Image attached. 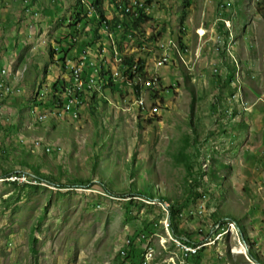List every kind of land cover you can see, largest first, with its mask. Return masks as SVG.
Masks as SVG:
<instances>
[{"label":"rangeland","instance_id":"rangeland-1","mask_svg":"<svg viewBox=\"0 0 264 264\" xmlns=\"http://www.w3.org/2000/svg\"><path fill=\"white\" fill-rule=\"evenodd\" d=\"M77 1L0 0V264H128L130 237L150 222V259L143 254L141 264H186L170 225L177 200L181 233L204 243L197 264H264V0H105L109 19L120 2L134 16L150 12L143 32L120 43L122 60L143 70L129 85L112 67L123 24L102 21L95 42L97 21L70 24ZM76 31L68 57L76 61L93 41L108 61L95 63L92 53L84 77L92 67L97 80L110 70L114 83L84 94L69 118L61 96L59 108L46 107L37 91L46 100L57 81L72 84L49 46ZM33 167L51 181L11 177L32 178ZM216 216L232 228L215 231ZM241 247L245 254L234 252Z\"/></svg>","mask_w":264,"mask_h":264},{"label":"trees","instance_id":"trees-1","mask_svg":"<svg viewBox=\"0 0 264 264\" xmlns=\"http://www.w3.org/2000/svg\"><path fill=\"white\" fill-rule=\"evenodd\" d=\"M87 2H86V0L85 1L84 0H78L77 1L76 11L77 10L78 11H77L75 17L72 18V21H71L70 24L71 25H77V24H80L83 21H86V23L87 22H91V21L96 23V21H97L98 22V27H96L93 30V35H91V37L96 40L95 42H98L99 39H100V28L99 27L101 26L102 21H106L108 23V25L113 26V27H117V25H119L120 23L123 24L122 30L116 32L117 38H120V41H119V47H120V43L123 42L124 40H126V39L130 40L131 37L137 36L138 33H142L143 32V27H142L143 24L150 20V12L145 10V8L140 10L141 12H140V14L138 16H134L132 13H131V15H129V14L125 13L124 10H120V7L122 6V5H120L121 2L117 6V9L120 11L119 14L116 15L115 17H113V19H109V17L106 15V8H105V4H104L105 0H87ZM183 2L185 4V6H189V4H190V0H183ZM85 4H87L89 7L92 8V10H90V11H92L94 13L95 18L89 17V10H87L88 8L86 9ZM182 13H183L184 17L187 15V11H186L185 8L183 9ZM184 17L181 20L182 24L185 21ZM88 20H91V21H88ZM225 31H228V30H225ZM134 32H135V34H134ZM75 34L78 35V32L77 33H72V32L69 33V35L71 36L72 39H66L69 35L63 34L61 36V39H59L60 41H57L55 46L53 45L54 47L52 45L49 46V49H50L49 51H50V56H51L50 58L53 59L55 57V55H58L57 58H59L63 62V64H64L63 67L64 68H66L65 65H66V62H67V60L69 58L68 57V52L76 45V42H78V38H76V37L74 38ZM129 34L131 35V37H129ZM228 35H230V33L229 34L228 33L225 34L224 35L225 38L228 39L229 38ZM63 41H64L65 45H68V46L65 48V45H64L63 47L60 46V48H59L58 45H61V43ZM179 41H180V43H182L181 39ZM89 47L90 48L94 47L93 46V41H89L85 45H83L82 46V50H84V49L86 50ZM120 49H121V47H120ZM98 50L99 51L97 52L96 57H95V63H105V62H107L108 58L106 56H101L100 55L101 54L100 48H98ZM79 60H80L79 58L76 59V61H79ZM123 63L125 65H128L130 67V69H131L132 65L134 64V61H132L130 57H125L124 56V62ZM89 65H90V61L87 63L86 68L89 67ZM142 71H141V67L138 66V69L136 71L128 70V71H126L125 75L129 76L128 79H133V77L136 75V72H142ZM104 72H107L109 74L108 76L106 75L107 79H105V73ZM110 74H111L110 70H103V71L100 72V74L98 76V81L102 85V87H103L102 89L103 90L105 88L113 89L112 85H113L114 82L111 80V78H110L111 75ZM191 78H192L191 75H189V76L187 75V76L184 77V80L186 82H189V80ZM230 78H231V80H233V77H230ZM64 80L65 79L60 80L59 82L57 81L54 84V86H53L54 89L52 91V96L50 98H47L46 100H42L45 97L40 99L39 98L40 97V95H39L40 93H39V91H37V95L39 96V97L37 96V98L40 100L39 103L41 105H43V106H46V107H52V108L57 107V108H59V105L62 104V102L60 100V96H61V94L63 92L64 87H65ZM193 88L194 87L191 85L189 87V90H190V92H191V94L193 96V99H194L195 98V89H193ZM39 89L40 88H38L37 90H39ZM134 90H135V93L137 95H139L140 94V90H141V86L140 85H134ZM93 96L94 95H92V97ZM1 98H5V97H1ZM59 101H60V103H59ZM0 173L1 174H6V173H3V172H0ZM32 173L37 175V177L39 179H41V180H46L47 179V180L51 181L46 175H43L42 173H40L37 168L33 167V172ZM74 182L76 184H83L85 181L78 179V180H75ZM34 187H36V186H34ZM148 191H149V195H147V196H149L151 198H155V194L150 192L149 186H148ZM192 192H191V194H192ZM158 198H160V200L164 201L165 203L168 202L167 200H169L168 196H160ZM190 198L191 197H188V200ZM169 210H170V222H171L170 225H171V230L173 232L172 234H174V236L176 238L177 237H184V238H187V239H190V238L193 239V236H191L190 232H188V234H184L183 235L181 233L182 231L179 229V227L177 225V220L180 217L181 211H182L180 202L177 200L175 203L170 204L169 205ZM214 218L219 223L220 220L218 219V217L216 216ZM153 225L154 224L152 222H150L146 226H144L143 229H141L139 231L138 230L134 231V233L130 237V242L127 245L126 252L124 254L125 255L124 256L125 257L124 261L125 262H127L128 264H141L142 263V258H143V254H144L143 253V247L145 245V242L153 234V229H152ZM245 237H247V236L245 235ZM202 249H200L197 253L188 256L186 264H197L198 261L201 258L200 254L202 252ZM251 254H252L253 257L259 259L258 256L253 251H252Z\"/></svg>","mask_w":264,"mask_h":264},{"label":"built area","instance_id":"built-area-1","mask_svg":"<svg viewBox=\"0 0 264 264\" xmlns=\"http://www.w3.org/2000/svg\"><path fill=\"white\" fill-rule=\"evenodd\" d=\"M139 2H143V1L139 0ZM121 5H125V3L121 4ZM145 8L147 10V6H145ZM220 15H221V22L224 23V25L226 26V29L228 30V22H227V17L224 16V6L223 5H221V8H220ZM111 35L113 36V34H111ZM224 35H220L219 50H220V47H223V40H226ZM230 37H231V35H230ZM58 47L60 48V45H58ZM116 51L118 53V63H112V67L115 69V81L117 83L124 82L125 85H129L132 82L136 81V75L133 77V79H128V77H129L128 75H119V67H124V63H123L124 60H122V53L120 51L119 45H116ZM97 52H98L97 50H96V52H94V48H90V53H95V55H96ZM82 54H83V50H82ZM171 54H174V51ZM79 59H80L79 61H74V60L69 58L66 62V65H65V66H70V71L71 70L80 71V76H82V83H80V86H72V84L70 86H65L63 89V92L61 94V99L64 102V110H62L60 113L68 115L69 118H72L74 116H79V115H77V106L73 102L74 91H81L82 94L88 93L89 92V86H91V82H93L95 80L93 71H91L86 77H84L85 73H83V65H87V63L85 61V56H82ZM165 62L169 63V57H166ZM6 67H7L6 65L2 66V70L5 69ZM128 70L136 71V66H133L131 69L127 68V71ZM137 73L138 72H136V74ZM18 92H20V87H17V86L11 87L10 91L8 92V97H10L11 95H17ZM136 100L140 101V95L137 96V94H136ZM259 100L264 102L263 98H260ZM144 103H145V101H140V105H143ZM41 113H47V112L42 111ZM43 148L47 149V147H43ZM11 177L25 178V181H27V182L30 180H34V179H31L29 177V175L26 174L25 172H12ZM225 228H232V226L229 224V221L223 220V221H220L219 223H217L215 225L214 230L215 231H221ZM177 239L179 240V244H182L183 254H188V256H190L192 254L197 253L200 249H202V241H197L195 239H186L184 237H177ZM150 248H151V246H147L146 248H144V255L146 256V261L148 259H150L149 258Z\"/></svg>","mask_w":264,"mask_h":264},{"label":"bare ground","instance_id":"bare-ground-1","mask_svg":"<svg viewBox=\"0 0 264 264\" xmlns=\"http://www.w3.org/2000/svg\"><path fill=\"white\" fill-rule=\"evenodd\" d=\"M133 6V5H132ZM137 7V6H136ZM92 10V8L91 7H89V10ZM127 10V12L128 13H131V7H128V8H125V11ZM138 13V12H137ZM136 15V14H135ZM127 24V23H126ZM107 26V25H106ZM105 27V26H104ZM122 29V28H121ZM112 30V29H111ZM204 32V31H203ZM161 47V46H160ZM173 47V46H172ZM178 47V46H177ZM107 49V48H106ZM174 51V50H173ZM92 55V53H90V50L89 49H84L83 50V56H85V61L87 60V59H90L91 56ZM90 57V58H89ZM87 63V62H86ZM95 65V64H94ZM86 66L87 65H83V73H86L87 71H85L86 70ZM94 67H97V66H94ZM69 68H70V66H69ZM68 68V69H69ZM93 69V67L91 68V70H90V72L91 71H93L92 70ZM7 71L6 70H4L3 69V71H2V73H6ZM71 73H72V75H73V82H72V86H80V83H82V76H80V71H78V70H71L70 71ZM89 73H87V75H88ZM94 78H95V80L93 81V82H91V86H89V91H92V90H96V89H98V88H100V86H99V81L97 80V77H96V75H94ZM70 81V80H69ZM71 82V81H70ZM67 83V82H66ZM71 85V84H70ZM90 93V92H89ZM83 95L84 94H82L81 93V91H74V94H73V102L76 104V106L77 105H82V104H84V101H83ZM87 95V94H86ZM64 107V106H63ZM61 112V111H60ZM48 151H50V148H48ZM9 177V176H8ZM7 177V178H8ZM16 179V178H15ZM19 181H21L19 178H17ZM31 179H34V180H31V181H35V183H37L38 181H41V179H39L38 177H37V175L36 176H33ZM23 181L24 182H27V181H25V178H23ZM30 181V182H31ZM234 220V219H233ZM230 221V220H229ZM237 225V224H236ZM228 233V232H227ZM226 234V233H225ZM222 235H223V233H222ZM191 239V238H190ZM176 241V240H175ZM241 242V241H240ZM178 243H179V241H178ZM202 244H204V243H202ZM181 247H182V244H179ZM183 250V249H182ZM234 252L236 253H242V254H245V250L241 247V249L240 248H237V249H235L234 250ZM187 255V257H188V254H186Z\"/></svg>","mask_w":264,"mask_h":264},{"label":"crops","instance_id":"crops-1","mask_svg":"<svg viewBox=\"0 0 264 264\" xmlns=\"http://www.w3.org/2000/svg\"><path fill=\"white\" fill-rule=\"evenodd\" d=\"M201 29H202V30H206L205 27H201ZM211 30H212V29H211ZM219 33H221V32H219ZM201 41H203V38L201 39Z\"/></svg>","mask_w":264,"mask_h":264}]
</instances>
